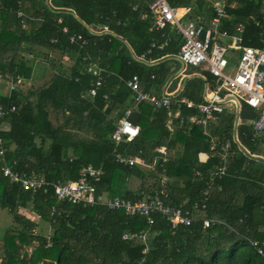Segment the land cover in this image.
Wrapping results in <instances>:
<instances>
[{"label":"trees","instance_id":"obj_1","mask_svg":"<svg viewBox=\"0 0 264 264\" xmlns=\"http://www.w3.org/2000/svg\"><path fill=\"white\" fill-rule=\"evenodd\" d=\"M152 1L0 0V76L19 75L28 81L37 60L47 63L40 87L33 93L20 88L0 94L6 107L16 105V110L0 121V136L15 169L44 174L52 182L75 180L83 166L92 164L105 169L95 180L98 193L132 200L158 195L167 204L183 208L202 200L208 173L218 164L219 156L211 151L210 141L198 125L184 126L174 119L171 129L166 108L154 109L147 101L138 103L130 119L140 126V134L118 150L146 161L156 156H167L168 161L151 171L115 160L111 136L134 102L128 80L137 74L146 90L159 89L171 73L167 63L154 67L138 58L143 54L147 60L178 56L182 44L170 24L153 27ZM168 1L192 6L193 15L210 16L213 10V0ZM226 3L230 18L224 26L235 32L242 23V43L262 47L264 0ZM104 24L110 31L100 34ZM71 35L82 36L86 43L83 39L72 42ZM152 42L157 46L151 48ZM165 42L164 48H159ZM93 61L106 71L97 94L86 97L83 94L97 80L89 71ZM203 74L207 85L213 87V76L207 71ZM201 90L198 79H192L180 95L200 101ZM180 110L182 115L195 113L191 108ZM235 116L233 110H226L212 127L221 143L231 140L228 169L215 180L203 212L188 226L158 213L149 223L146 217L124 210L58 201L52 187L47 192L26 190L2 179L0 207L8 208L14 221L4 234L3 264H27L19 248L34 241L38 244L33 263L264 264V257L249 242L264 241V163L248 158L238 148L233 138ZM257 117L254 108L242 104L238 139L253 155L264 157V136H255L251 124ZM205 154L208 157L202 160ZM134 181L137 184L132 186ZM204 218L211 220L209 227H204ZM38 220L52 225L49 245L48 237L33 232ZM142 231L148 234L146 242L123 237Z\"/></svg>","mask_w":264,"mask_h":264},{"label":"built area","instance_id":"obj_2","mask_svg":"<svg viewBox=\"0 0 264 264\" xmlns=\"http://www.w3.org/2000/svg\"><path fill=\"white\" fill-rule=\"evenodd\" d=\"M226 2L227 0H213L211 4L213 10L210 16L200 13L193 15L192 6H175L171 5L168 0H153L151 2L149 8L153 27L161 29L170 24L182 38L178 58L184 65L198 67L210 73L214 78V86H209L205 90L200 101H194L186 96L171 99L147 92L142 85L140 76L135 74L127 82L133 91V106L124 112L111 136L115 143L114 156L117 163L125 166L139 165L155 171L158 166H163L168 161L167 156H156L150 161H146L138 155L118 150L122 143L132 142L140 134V126L130 119L132 109L138 103L147 101L153 105L154 109H167L168 124L171 129L174 119H178L180 125H198L203 135L209 139L211 151L219 156L218 164L208 173L209 182L200 202L183 208L167 204L158 195L132 200L120 195L109 196L107 193H98L95 180L105 174V169L92 164L83 166L75 180L59 179L48 182L44 174H30L15 169L13 164L8 161L9 149L5 146L1 136L0 181L7 179L10 183L18 184L26 190L44 189V192H47L48 188L52 187L58 201H68L85 206L101 205L111 210H124L126 214L132 216L146 217L149 223L153 222V214L158 213L169 218L175 224L190 225L203 212L215 180L227 173L231 140L228 139L221 143L211 133V126L218 122L219 115L225 111L226 106L237 107L240 104L242 108V104L246 103L254 108L258 113V117L251 121L254 134L255 136H264V45L262 47L244 45L241 35L244 30L242 23L238 24L235 32H231L224 26V21L230 18ZM59 21L62 20L59 19ZM256 24L260 25V21H256ZM64 31L67 32L68 28L65 27ZM109 31V25L104 24L100 34L109 33ZM70 39L74 42L76 39L83 38L71 35ZM83 43H86V40L83 39ZM166 44L167 42L158 46L164 48ZM156 46L157 43L152 42L151 48ZM150 51L151 49L148 52L150 53ZM140 58L147 60L146 54ZM89 71L97 76V80L83 96L94 97L102 86V74L106 70L98 62L93 61L89 66ZM0 78L4 77L1 75ZM5 81L8 85V93L25 88L27 82L19 75L5 78ZM182 107L194 109L195 113L182 115L180 110ZM15 110V104L6 107L0 102V121L7 113ZM208 155L210 156V154ZM196 175L201 176V173L196 171ZM262 185L264 187V182ZM261 209L264 211V205L261 206ZM203 223L204 227H209L211 220L204 218ZM33 232L36 233L35 228ZM123 237L130 240L138 238L145 242L149 238L146 231L126 233ZM49 242L50 236L47 245L50 244ZM249 242L257 253L264 257V241L249 239ZM32 264H45V261L40 260Z\"/></svg>","mask_w":264,"mask_h":264},{"label":"crops","instance_id":"obj_3","mask_svg":"<svg viewBox=\"0 0 264 264\" xmlns=\"http://www.w3.org/2000/svg\"><path fill=\"white\" fill-rule=\"evenodd\" d=\"M46 1L47 0H45V3H46ZM138 60L141 61V62H144L145 64H148L149 66H154V67L155 66H159L161 63H167V66L170 67V69H171V73H170L168 79L165 82H163L162 85H160L159 89L146 90L144 88L147 92L153 93V94L158 95V96H166V97H170L171 99H175V98L181 96L180 94L184 90L185 86L190 82V80L198 79L199 83L202 85L201 93H202V97H203L205 90L209 87L207 85L205 75L203 74V72L205 70H203L201 68H198V67L187 68L186 67L187 65L182 64L178 60V56L168 55V56H165V57H163L161 59L142 60L141 58H138ZM46 67H47V63L45 61L37 60L35 68H34L33 76H32L31 79H29L26 82V85H25L26 94L33 93L34 90H36L34 88H31L30 91H29L27 89V88H29L28 84L31 81H34V82L37 81V83H40V81L42 79V76H43L42 74L45 72ZM39 87H40V85L37 87V89ZM1 88L2 87L0 86V89ZM0 94H6V92L5 93H1V90H0ZM226 110H233L235 112V114H236L237 107H233V105H227L226 108H225V111ZM241 122H242V120L240 118L239 119V124ZM215 124H213L211 126V133H212V127ZM212 135H213V133H212ZM213 136H215V135H213ZM206 157H208L207 154L203 155L202 156V160H205ZM0 208L3 209V207H0ZM1 212L2 211L0 209V213ZM29 216L31 218H35V215H33L32 213H29ZM0 217H1V215H0ZM12 219H13V215H12ZM0 222H1V218H0ZM13 223H14V221H13ZM13 223H11V224L6 223L7 226L9 225L7 228H3V229L0 228V252L2 250L5 251L4 259L3 260L0 259V264L4 263V260H5V257H6V249L4 248V246H5L4 234L6 233V231L9 228L12 227ZM35 229H36V233L35 234H40L42 236L49 237L51 235V233H52V229L53 228H52L51 223L42 222V221L38 220V224L35 227ZM37 244H38L37 241H34L33 245H21V247L19 248V255L22 258L26 259L27 264H32L33 263L31 258H32V255L34 254L35 250H36V245ZM25 251H27V255H24Z\"/></svg>","mask_w":264,"mask_h":264},{"label":"rangeland","instance_id":"obj_4","mask_svg":"<svg viewBox=\"0 0 264 264\" xmlns=\"http://www.w3.org/2000/svg\"><path fill=\"white\" fill-rule=\"evenodd\" d=\"M187 68H190V67H192V66H190V65H187L186 66ZM26 85V84H25ZM29 86V88H27L29 91H30V89L31 88H34V89H37V87L40 85V83H37V81H31L29 84H28ZM0 86L2 87L0 90H1V93H7L8 92V85H7V83H6V81H5V78H0ZM26 88V87H25ZM25 88H24V90H25ZM25 92H26V90H25ZM137 184V181H134L133 183H132V186H134V185H136ZM1 209V213H0V215H1V222H0V228H7L8 226L6 225V223H9V224H11V223H13V219H12V213H10V211L8 210V208H0ZM6 225V226H5Z\"/></svg>","mask_w":264,"mask_h":264},{"label":"water","instance_id":"obj_5","mask_svg":"<svg viewBox=\"0 0 264 264\" xmlns=\"http://www.w3.org/2000/svg\"><path fill=\"white\" fill-rule=\"evenodd\" d=\"M178 60L183 64V62L181 61V59L178 58ZM240 111H241V107L240 104H238L237 106V110H236V116H235V125H234V131H233V138L235 143L237 144L238 148L250 159L253 160H257L259 162L264 163V157L262 156H257V155H253L249 150H247L239 141L238 139V125H239V119H240ZM4 253L5 251L2 250L0 252V259L3 260L4 259ZM24 255H27V251L24 252Z\"/></svg>","mask_w":264,"mask_h":264}]
</instances>
